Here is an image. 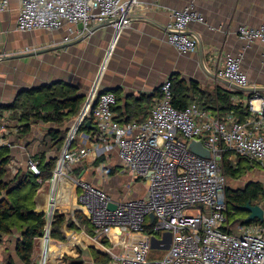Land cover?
<instances>
[{"label":"built area","instance_id":"built-area-1","mask_svg":"<svg viewBox=\"0 0 264 264\" xmlns=\"http://www.w3.org/2000/svg\"><path fill=\"white\" fill-rule=\"evenodd\" d=\"M138 3L139 0H20L17 28L53 31L66 24L81 25L71 32L82 34L112 19L113 42L132 23ZM8 8L9 0H0V11ZM203 20L193 3L173 9L168 42L181 53L196 51L197 38L187 30L191 22ZM238 34L249 44L261 41L264 59V23L260 27L240 25ZM69 40L67 35L65 41ZM216 73L238 85H249L238 57L228 56ZM98 79L99 75L75 118L76 130L68 132L52 177L46 181L47 188L44 186L46 193L62 165L64 184L73 185L77 208L89 219L94 231L92 239L111 257V264H264V220L239 225L237 234L227 224V178L221 164L223 154L231 150L264 167V94L249 93L251 114L239 121L232 113L223 118L213 115L197 103L182 109L175 107L168 78L144 121L120 122L113 110L116 94L101 91ZM88 118L93 119L94 129L84 137L99 144L98 150L117 149L126 171L146 179L144 196L115 201L103 188L73 175L75 165L89 153L87 148L73 147L75 131ZM6 124L4 116L0 121V149L9 144ZM193 140L203 141L211 157L193 152L189 146ZM9 166L12 173H17L15 161ZM27 167L34 175H41L35 160L29 159ZM111 204L116 207L110 208ZM200 204L207 205L209 212H192ZM60 207L45 211L46 229L35 238L33 264H48L50 256L44 240L46 235L54 240L51 225ZM70 210L74 217L75 206L70 205ZM150 213H154L153 220ZM156 232L172 233L170 247L161 257L150 256ZM163 239L164 235L157 240Z\"/></svg>","mask_w":264,"mask_h":264},{"label":"crops","instance_id":"crops-1","mask_svg":"<svg viewBox=\"0 0 264 264\" xmlns=\"http://www.w3.org/2000/svg\"><path fill=\"white\" fill-rule=\"evenodd\" d=\"M190 3H193L204 17L203 21L191 22L187 30L198 37L203 54L199 47L194 52L181 53L167 40L171 11ZM19 11L20 0H9V8L0 11V106L12 104L24 89L54 81L74 85L86 95L95 77L99 75L100 90L113 91L118 96L115 104L116 116L132 114L138 120L126 122H142L150 115L152 101L161 95H158L159 88L173 76L183 79L188 86L191 82L198 85L196 90L190 91L188 105L197 103L200 108L205 109L204 103L215 97L218 90H237L216 76V69L226 62L228 56L240 59L241 69L248 76L251 87H264L263 44L259 40L249 44L238 34L240 25L260 27L264 23V0H139L132 23L124 28L113 42L111 23L97 28L85 38L83 37L87 31L82 34L71 32V29L76 31L81 25L66 24L53 31H20L17 28ZM35 33H42V37L33 39ZM67 35L70 36L69 41H65ZM26 47L31 50L26 51ZM25 53L31 54L19 56ZM243 92L245 95H233L232 101L247 103L246 95L249 92ZM151 98L152 101L148 102ZM138 103L142 106L127 109L129 104L136 106ZM205 110L218 116L213 109ZM15 114L13 109H5L0 114V121L6 116L5 136L9 144L5 146L10 148V162L17 163L18 172L20 169H28V160L33 159L32 156L43 147L46 130L51 124H33L31 133L21 137V122ZM74 122L75 119L67 124L69 130H76ZM90 131H75L73 147L87 148L89 153L75 165L73 175L103 188L115 201L124 200L119 189L109 184L110 175L114 174H110L108 169L114 168L102 164L109 159H117L125 171L126 166L117 149L98 150L99 144L86 139L84 135ZM236 155L234 153L232 158L235 159ZM102 157L106 159L105 162H95ZM15 174L10 170V176ZM131 182L130 180L129 185ZM55 191L47 192L50 195ZM141 191L146 194L147 183ZM64 201L59 206H69L60 207L61 211L68 210L70 205L75 206L76 195L73 191L72 199ZM36 203L38 211L45 212L49 207L48 195L43 186L38 190ZM75 208L78 209L77 206ZM259 221L262 220H254ZM90 226L93 229L92 224ZM93 233L94 231L89 232L81 226L66 242L55 240L60 244L69 243L74 252L65 251L60 255H51V263L65 264L64 256L67 255L72 258L81 256V264H96L93 250L102 251L92 239ZM18 237L20 235L15 232L6 236L0 244V263L25 264L16 252ZM68 264L74 263L68 261Z\"/></svg>","mask_w":264,"mask_h":264},{"label":"trees","instance_id":"trees-1","mask_svg":"<svg viewBox=\"0 0 264 264\" xmlns=\"http://www.w3.org/2000/svg\"><path fill=\"white\" fill-rule=\"evenodd\" d=\"M170 79L172 82V104L181 109L187 107L189 104L187 98L190 91L196 90L198 85L191 82V86H188L183 79L173 76ZM161 88H159L158 95L161 93ZM233 95H245V93L239 90L221 89L218 90L215 97H212L210 101H206L203 107L213 109L221 118L233 113L239 121H245L251 114L248 101L247 103H234L232 101ZM246 97L249 98L250 94L247 93ZM85 98L86 95L81 93L76 86L63 81H54L24 89L20 91L12 104L0 106V114L5 109L15 111L16 118L21 122L19 131L21 137L28 136L31 133L33 124L38 122L51 124L46 130L43 147L32 156L41 169V175L39 176L34 175L28 169H20L15 175L10 176V148L3 146L0 149V244L3 243L6 236L15 232L18 233L20 237L16 241V252L25 264H32L35 238L44 234L47 224L45 212L37 210L36 196L38 190L52 177L70 129H68L67 124L76 118ZM151 101L152 98L148 99V102ZM128 106L130 107H127V109H136L142 105L138 103L136 106L132 104ZM113 110L115 112V106ZM116 118L120 122L138 120L132 114H120ZM80 129L85 131L94 129L93 119H86ZM233 154L234 151H226L221 161L224 173L229 181L242 178L254 167V163L248 158L237 154L236 158L233 159ZM105 160L102 157V159H96L95 162L103 163ZM108 172L115 174L116 170L108 169ZM140 178L142 177H138V179ZM225 195L228 205L227 213L230 215V205L240 208V206L247 203L260 204L264 198V184L259 180H249L243 186L236 188L226 185ZM67 206V204L61 205V207ZM74 218L78 223L75 222ZM90 225L89 219L80 209L74 211V217L69 210H58L51 225V237L56 241L66 242L65 227L78 231L81 228L80 226H83L89 232H92L93 229ZM150 227L151 224H148L147 228L150 229ZM65 251L74 252L68 243L53 245L50 248L48 264H52L51 255H60ZM93 251L96 264H111V257L108 254ZM64 259L66 260L65 264H68V261L81 264V256L72 258L66 255Z\"/></svg>","mask_w":264,"mask_h":264},{"label":"rangeland","instance_id":"rangeland-1","mask_svg":"<svg viewBox=\"0 0 264 264\" xmlns=\"http://www.w3.org/2000/svg\"><path fill=\"white\" fill-rule=\"evenodd\" d=\"M42 33H35V35L32 36V38H41ZM119 161L117 159H109L107 162L103 163L102 165H107L108 168H114L116 170L114 175H110L109 178V184L111 186H114L119 189L121 193V197H123L124 200L129 198H136L138 196H144L142 194V191L146 187V179L140 178L137 179L135 175L130 174L128 171H125L123 166L121 167L119 165ZM106 176H109L107 174H104ZM130 180L132 181L129 185ZM249 180H259L264 184V167L255 164L254 167L247 172L242 178L229 181L227 179V185H230L234 188L243 186L247 181ZM46 186V182L43 184V188ZM47 188V186H46ZM262 206H264V198L260 203ZM201 207L195 206L191 210L192 212L196 211H205L209 212V207L207 205L200 204ZM245 206V205H243ZM240 206V208H235L233 205H230V215H229V222L227 223L231 229V232L234 234L239 233V225L241 224H248L245 223L246 218L250 215V211L243 209ZM70 212V208L68 209ZM164 232H156L153 234L157 239H160L163 236ZM166 249L161 247H153L151 252V257H161L163 256Z\"/></svg>","mask_w":264,"mask_h":264},{"label":"water","instance_id":"water-1","mask_svg":"<svg viewBox=\"0 0 264 264\" xmlns=\"http://www.w3.org/2000/svg\"><path fill=\"white\" fill-rule=\"evenodd\" d=\"M112 21H113L112 19H108L104 22H101V23L94 25L93 27H91V29L89 31H87V33L84 35L83 38L88 36L91 32H93L97 28H100L105 24L111 23ZM196 38H197L199 51L201 52V54H203L204 52H202V50H201L200 40L198 39V37H196ZM43 50H47V49H43ZM29 54H31V53L20 54L19 56H24V55H29ZM216 76H218L219 80L223 81L226 84H229L230 86L234 87L237 90L245 91V92H249V93L250 92H264V87L253 88V87H251V85L241 86V85H238L237 83H235V82H233L227 78H224L218 74ZM189 146H190L191 150L193 152L197 153L198 155L203 156V157H211V151L203 143V141L193 140V141H191ZM115 207H116V204L110 205V208H112V209H114ZM242 208L250 211V215L246 218L245 223H251L255 219L264 220V209H263V206L261 204L247 203ZM149 217L151 220H153L154 219V213H150ZM64 232H65L66 238L70 239L71 236L75 233V230L67 229L65 227ZM171 240H172V233H170V232L165 233L163 240H157L156 238H153L152 247H161L164 249H168L170 247Z\"/></svg>","mask_w":264,"mask_h":264},{"label":"bare ground","instance_id":"bare-ground-1","mask_svg":"<svg viewBox=\"0 0 264 264\" xmlns=\"http://www.w3.org/2000/svg\"><path fill=\"white\" fill-rule=\"evenodd\" d=\"M61 171H62V165L59 166L58 170L56 171L55 177L51 180L50 185L48 187L49 190H56V191L53 194L50 193V195L48 193L49 191L47 192L48 206L52 207L54 209L57 206H59V204L62 201H64V200H65L64 202L70 201L72 199V191L74 190V187L72 184H70V183L64 184L65 180L62 178ZM44 242L46 244V254L48 252L50 253V248L53 245L60 244V243H56L55 240L50 241L49 235H46V239L44 240ZM42 264H44V261Z\"/></svg>","mask_w":264,"mask_h":264}]
</instances>
